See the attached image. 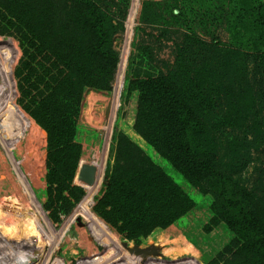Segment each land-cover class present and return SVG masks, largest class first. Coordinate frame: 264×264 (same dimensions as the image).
<instances>
[{
  "label": "rangeland",
  "instance_id": "obj_1",
  "mask_svg": "<svg viewBox=\"0 0 264 264\" xmlns=\"http://www.w3.org/2000/svg\"><path fill=\"white\" fill-rule=\"evenodd\" d=\"M252 1L260 3L259 0ZM96 2L109 16L114 26L112 46L118 52L120 60L112 88L83 87L75 135L76 142L81 146L79 169L77 167V174H74L69 187L67 184L58 186L49 182L47 133L25 108L33 98L29 95L32 88L30 78L37 83L38 89L35 91L41 94H49L53 82L50 76H45L41 72L40 59L34 65L37 68L34 77L30 76L27 71L30 60V53L26 51L28 42L15 26L0 17V37L11 49L10 57L13 61L16 86L13 106L0 119V264L14 262L39 264V260L30 252L29 243L42 245L43 252H46L45 263L50 260L49 264H55V259H62L65 264H116L119 257H122L125 251H129V248L136 250L142 258L176 262L195 259L200 264H224L240 244L233 231L215 211L220 209L219 200L215 192L208 187H197L192 184L133 128L131 123L135 117L141 91L135 87L134 81L138 77L144 78L149 75L154 77L168 75L176 71L178 65H183L191 70L193 79L201 74L204 80L201 85L205 87L206 94L212 97L218 98L227 85L230 88L231 83L236 82L234 80H240L243 89L246 86L251 87L255 95V99L252 98L254 102L247 98L242 103V109L248 108L250 111L246 118L223 121L214 114L212 122L231 123L225 125L223 131H214L219 142L220 156L223 153L227 154L224 158L229 162H232V158L247 160L244 162L246 166L240 171L237 170L241 175L235 176L246 187L263 196L264 55L261 60L259 56L256 57L255 39H251V34L245 33L241 25L243 17H239L238 11H243L246 4L243 3L244 0H96ZM136 5L138 7L132 15ZM80 13L78 11V14ZM59 27L61 25L50 29ZM69 28L72 29L73 26L69 25ZM79 35L84 37L85 32L82 34L79 32L77 36ZM200 54L204 56V61ZM217 54L230 59L229 63L232 62L233 54L238 56L234 74L233 65L228 66L223 75H214L216 77L203 71L204 65L209 66L212 57L215 58ZM48 59L46 58V62L50 64L54 60ZM123 59H126V63L119 100L116 102L115 90ZM262 63V69L258 68V64ZM178 70L183 73L182 69ZM129 82H132L135 88L126 99L125 92L128 91ZM196 89V86H192L189 90L194 93ZM245 90L251 92L248 88ZM225 98V93L218 98L219 102L223 103L216 104L219 114L227 111ZM20 107L34 121L28 130L24 129L15 135L13 129L24 119ZM235 123L238 125L232 126ZM117 132L125 133L144 149L194 201L192 209L172 224L157 227L149 235L139 239L128 238L118 226L108 223L97 208L98 198L105 189L108 174L116 168L113 142ZM1 136L4 137L9 151L16 157L19 168L22 164L23 171L35 191L37 203L30 198L26 186L11 164L10 156L2 146ZM21 137L22 147L18 148ZM249 142L254 143L249 146ZM239 148L240 152L235 153L234 150ZM24 156H27L26 160ZM84 164L96 167L94 173L96 179L101 165H104L99 187L89 203L75 218L68 221V227L60 231L95 184L96 179L89 190L91 182L80 176L81 166ZM121 170L118 168L114 174L120 175ZM37 204L41 212L36 207ZM95 216L107 223L116 236L126 244L119 250L115 257L117 259L111 256L112 250L109 252L106 250L104 242L108 238L103 235ZM52 230L60 231L53 245H44L43 240L31 239L33 233ZM16 251L21 253L20 258H16L18 255Z\"/></svg>",
  "mask_w": 264,
  "mask_h": 264
},
{
  "label": "trees",
  "instance_id": "obj_2",
  "mask_svg": "<svg viewBox=\"0 0 264 264\" xmlns=\"http://www.w3.org/2000/svg\"><path fill=\"white\" fill-rule=\"evenodd\" d=\"M259 1L244 0L245 8L238 13L240 18L243 17L241 25L244 32L250 33V38L255 39L256 57L259 56L261 60L264 55V0ZM78 11L81 13L78 14ZM0 17L15 26L28 42L26 51L30 53V60L27 71L30 76L34 77L37 70L34 65L40 59L41 72L50 76L53 82L51 92L46 95L35 91L38 89L37 83L30 78L32 88L29 95L33 98L25 108L47 133L49 182L58 186L67 184L69 187L74 174H77L80 157L81 146L76 142L75 135L83 87L110 89L116 77L120 59L112 46L114 26L96 0H0ZM59 25L61 27L50 29ZM69 25L73 28L70 29ZM83 31L84 37L77 36ZM1 38L0 119L13 106L16 94L11 49ZM235 55H232V62L229 63L230 59L217 54L215 58L212 57L209 66L204 65L203 71L213 76L223 75L228 66L233 65L234 74L235 64L238 63V56ZM46 58L54 60L50 64ZM200 58L204 61L201 54ZM263 63L257 67L262 69ZM178 68L183 70L185 76ZM178 68L168 75H149L134 81L135 87L141 91L131 124L192 184L208 187L215 192L220 205V209L215 211L240 244L224 264H264V195H258L235 176L241 175L237 170L244 168L247 160H233L232 151V162L225 160L227 154L220 156L214 131H223L224 126L231 123L212 122L214 114L223 121L246 118L250 111L248 108L242 109V103L247 98L255 99L254 92L246 86L245 89L251 90L247 92L240 80H234L236 82L231 83L230 88L227 85L220 93V96L226 94L225 103L228 107L226 112L219 114L216 104L221 103L218 100L220 96L217 98L206 94L205 87L201 85L204 81L201 74L193 79L188 67L178 65ZM187 76H190L189 79ZM190 86H196L194 93L189 90ZM135 87L129 82L126 99ZM21 110L24 119L13 129L15 135L24 129L28 130L34 121ZM1 137L11 164L26 186L30 198L37 203L35 191L22 164L19 168L16 157L9 151L4 137ZM113 143L116 168L108 174L105 189L97 203V208L108 223L118 226L128 238L139 239L157 227L169 226L192 209L194 201L187 192L129 136L117 132ZM253 143L248 144L251 146ZM234 152H240V148ZM118 168L122 169L120 175L114 174ZM95 179L90 183L89 190ZM36 207L41 212L38 204ZM95 219L103 235L108 238L104 242L106 250H112L111 256L115 258L126 244L107 223L96 216ZM57 231L33 233L31 239H50ZM17 253L16 258H20L21 253ZM107 258L110 261L109 256ZM37 260L40 262L39 258ZM54 262L65 264L62 259H55ZM116 264L200 263L195 259L176 262L142 258L136 250L129 248Z\"/></svg>",
  "mask_w": 264,
  "mask_h": 264
},
{
  "label": "bare ground",
  "instance_id": "obj_3",
  "mask_svg": "<svg viewBox=\"0 0 264 264\" xmlns=\"http://www.w3.org/2000/svg\"><path fill=\"white\" fill-rule=\"evenodd\" d=\"M138 6L136 5L135 6V9L133 10L132 12V15H134V11H136V8ZM131 31V30H130ZM125 63H126V59H123L122 62H121V65H120V77L118 79V85L116 86V102H118L119 100V95H120V91H121V87H122V80H123V72H124V67H125ZM117 106V103L115 104V107ZM110 126V125H109ZM103 167L104 165L102 164L101 165V169H100V172H99V175L95 181V184L94 186L92 187V189L90 190V192L87 194V196H85L84 200L82 201V203L75 209V211L70 215V217L66 220V222L64 223V226H63V230H60V231H64V229H66L68 226V221H71L72 218H75L77 216V214L79 213V211L84 208L88 203L89 201L94 197V194L96 193L98 187H99V184H100V181H101V175H102V171H103ZM60 231H58L54 237L50 238V239H45L43 240L42 242H44V245H53L54 242H56V238L59 236V233ZM62 235V234H61ZM61 241V240H60ZM59 241V242H60ZM59 244V243H58ZM29 249H30V252L31 254L37 259L38 257L40 258V262L39 264H49L50 260H47V262L45 263L46 261V257L44 256L45 253L43 252L42 250V245H39V244H31L29 243ZM59 246V245H58ZM49 247V246H48ZM47 247V248H48ZM46 250V249H45ZM48 250V249H47ZM52 252V251H51ZM44 258V259H43Z\"/></svg>",
  "mask_w": 264,
  "mask_h": 264
},
{
  "label": "water",
  "instance_id": "obj_4",
  "mask_svg": "<svg viewBox=\"0 0 264 264\" xmlns=\"http://www.w3.org/2000/svg\"><path fill=\"white\" fill-rule=\"evenodd\" d=\"M96 167L91 164H84L81 166L80 176L85 178L87 181L92 182Z\"/></svg>",
  "mask_w": 264,
  "mask_h": 264
}]
</instances>
